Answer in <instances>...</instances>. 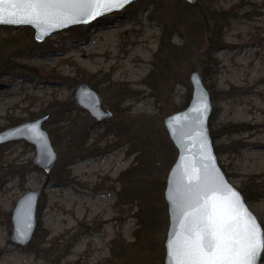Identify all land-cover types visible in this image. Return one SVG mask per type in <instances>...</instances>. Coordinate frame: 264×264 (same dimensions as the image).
<instances>
[{"label": "rangeland", "instance_id": "374dc122", "mask_svg": "<svg viewBox=\"0 0 264 264\" xmlns=\"http://www.w3.org/2000/svg\"><path fill=\"white\" fill-rule=\"evenodd\" d=\"M207 4L211 11L232 12L218 35L221 46H211L214 20H209L201 41L194 38L190 46V37L177 22L179 29L172 40L186 51L177 61V55L171 58L172 78L160 80L158 89L150 88L146 77L154 69L159 71L154 63L164 19L169 20L175 9L190 10L188 17L197 14L199 19L198 7ZM75 26L80 28L69 27L42 42L30 37L29 26H0V132L49 115L43 127L57 154L54 167L45 170L33 162V143L18 139L0 144V264H164L169 224L164 191L172 163L166 160L177 156L164 117L189 103L193 71L202 75L212 95L211 126L245 124L249 128L223 134L215 143L223 146L219 162L237 188L253 180L262 187L260 199L247 201L264 224V148L257 147L264 145V0H197L193 4L137 0L123 10ZM30 31L34 34L31 27ZM11 35L17 44L3 49V38ZM9 51L11 56L2 62ZM208 51L210 63L205 67ZM89 74H95L93 79L99 83L94 88L101 92L105 108L113 112L103 122L74 101L80 82L92 86ZM55 109L76 115L79 126L89 128V145L97 142L94 154L69 165L71 175L65 184L54 181L60 173L58 165L66 158L51 132L65 123L56 124L61 116L50 113ZM143 140L153 141V169L140 184L148 183L159 223L139 242L135 241L139 201L120 203L118 196L124 187L119 176L137 164ZM170 145L174 150L166 149ZM39 187L44 191L34 236L26 246L13 243L12 209L24 192ZM115 238L119 250L123 247L120 255L113 251ZM130 243L134 244L128 247Z\"/></svg>", "mask_w": 264, "mask_h": 264}, {"label": "water", "instance_id": "95a60500", "mask_svg": "<svg viewBox=\"0 0 264 264\" xmlns=\"http://www.w3.org/2000/svg\"><path fill=\"white\" fill-rule=\"evenodd\" d=\"M135 1L129 0L122 7L101 10L96 6L97 0H46L49 6L34 11L26 4L14 8L11 3L15 0H4L0 3V21L5 22H0V26H29L34 30L35 40L42 42L46 37L69 27L92 23L102 16L123 10ZM185 1L193 4L197 0ZM98 11L100 14L96 15ZM20 20L26 22L20 23ZM190 81L193 92L188 105L164 117V126L177 151L167 174L164 191L169 215L164 264H174L195 242L203 228L201 220L205 206L214 207L217 215L223 219L236 216V221L232 223L241 236L245 235L243 210L246 208L255 217L258 231L264 233L263 224L250 208L243 192L229 180L219 162L209 126L213 113L211 92L198 71L191 72ZM74 101L97 122L113 116V112L105 108L101 92L85 81L77 86ZM48 117L46 115L0 132V144L25 139L36 147L33 162L45 170L52 169L57 154L48 131L43 127ZM43 191L44 187L28 189L16 201L11 214V242L26 246L33 238L38 226L37 213ZM233 193L238 195L242 207H233ZM252 242L247 238L241 240L245 247ZM263 253L264 247L260 249L255 264H261Z\"/></svg>", "mask_w": 264, "mask_h": 264}, {"label": "trees", "instance_id": "16d2710c", "mask_svg": "<svg viewBox=\"0 0 264 264\" xmlns=\"http://www.w3.org/2000/svg\"><path fill=\"white\" fill-rule=\"evenodd\" d=\"M210 2H212V0H210ZM193 6L197 7V5H193ZM211 7H212L211 4H207L204 8L198 7L197 11L200 14L199 19H195V17H197V14L189 18L188 14L191 12L190 10L187 9L184 10L175 9L174 10L176 11L175 14L171 16L169 20L168 18L164 19L165 21L163 24L164 26L162 30L161 42L158 51L155 54L156 61L154 63V68L158 67L159 71L154 69L146 77L145 83H148L150 88L158 89L160 80L162 79L169 80L170 78H172L171 74L173 70L171 67V62L173 61V59L171 58L176 55L177 58L179 55H181L183 52L185 53L186 51V49L182 45H178L174 43L172 40L175 34V29H179V26H176L177 22L180 25L182 24L184 26L183 27L184 32L188 35V37H190V44L187 45L190 46L194 41V38L197 39L198 41V39H200L203 36L205 27L209 28L208 25L209 20L210 21L214 20V25L212 27L213 36L210 37L211 46L212 48L221 46L222 43L218 41V35L222 27L224 28L226 25H228V19L229 16L232 15V12L231 10L211 11ZM76 28H80V26L72 27V29L74 30ZM28 31L30 32V37L34 39V34L30 31V27H28ZM77 31L78 30H76L75 33H79ZM3 39H4V43L1 44L3 49H7V47L9 46L10 48H12V46L17 44L16 38L12 35ZM186 54L184 55L187 56ZM10 56H11V52L9 51V54L3 58L2 62H7ZM210 56H211V51H208L206 53V58H204L205 67H207V65L210 63L209 60ZM178 58L176 59V61L178 60ZM160 72H163V75L158 74ZM204 74L207 75L206 72H204ZM166 76L167 78H165ZM94 77L95 74H89L87 78V80L92 84L93 87L98 86L99 83L98 81H95L93 79ZM58 108H61V106H59ZM179 109L182 108H178V110ZM48 113L49 112L47 111L44 114L46 115ZM50 113H52V115L55 118L61 116L59 119L56 120V124L65 122L64 124L57 125L56 126L57 130H53V131L51 130L54 141L58 145H61V147L63 148L62 150L63 156H66L65 160L63 159V161L60 162L58 168L56 169V171L60 173L58 176H54V181L65 184L68 183L69 177L71 175V172L68 169L69 165L74 163L77 159H81L83 157L94 154L96 151L94 150V146L97 145V142H94L89 145V133H90L89 128L87 126L80 127L79 123L77 122L78 118H75L76 115L71 114L69 110L63 109V112L59 113V111H56L55 109L53 112L51 111ZM209 126L217 155L223 153V146H221L220 144H216L215 143L216 139H218L223 134L236 133L239 131H245L249 129L246 128L247 126L245 124L221 125L219 128H214L211 126V121L209 123ZM143 141L146 142L140 147L141 149L140 154L137 155L135 158V160H137V164L130 166L125 171H123L119 176L120 177L119 181L123 182L122 184H124V187L119 192V196H118V202L120 201V203L125 202L129 204L135 201L136 202L139 201L138 203L140 204V208L136 212L139 221V228L136 230V235H135L136 237L135 241H139V242L141 240H144V238L141 237L142 234L146 235L147 233L154 231L159 223L158 220L159 210L156 209L153 197L148 193V183L144 186L143 183L142 185L140 184L141 178L153 169L152 151H151V147L154 145L151 144V142L153 141L152 140H143ZM169 148L174 150L172 145L166 147L167 150H169ZM166 161L169 163L172 162L170 164V167L174 162L173 159H171L169 156H167ZM241 191L243 192L246 200H258L262 197L261 195L263 192L262 187H260V185L256 183V181L254 180L252 181L251 184L247 186H243ZM118 241L119 240H117L116 238L112 241L113 251L116 255L118 254L120 255L123 249L122 247V249L119 250L121 245L119 246ZM117 244L118 247L116 249ZM133 244L134 243L128 244V247H131V245ZM152 245L153 242L150 240L149 246Z\"/></svg>", "mask_w": 264, "mask_h": 264}, {"label": "snow or ice", "instance_id": "6c2138e0", "mask_svg": "<svg viewBox=\"0 0 264 264\" xmlns=\"http://www.w3.org/2000/svg\"><path fill=\"white\" fill-rule=\"evenodd\" d=\"M3 2L4 0H0V3ZM128 2L129 0H97L96 6L101 10H110L111 7H122ZM25 4L34 11L49 6L46 0H15L11 6L15 8ZM99 14V11L96 12V15ZM232 195L235 198L233 207H242L238 195L235 193ZM243 211L245 235L241 236L232 223L236 221V216L223 219L217 215L214 207L205 206L201 233L196 236L195 242L189 246L184 256L175 260L174 264H255L260 249L264 247V233L258 231L259 225L256 224L255 217L246 208ZM245 238L254 242L245 247L241 243ZM173 254L175 255V248Z\"/></svg>", "mask_w": 264, "mask_h": 264}, {"label": "bare ground", "instance_id": "6f19581e", "mask_svg": "<svg viewBox=\"0 0 264 264\" xmlns=\"http://www.w3.org/2000/svg\"><path fill=\"white\" fill-rule=\"evenodd\" d=\"M258 148H264V145H258L257 146ZM262 151H260V150H255V153L256 154H259V153H261Z\"/></svg>", "mask_w": 264, "mask_h": 264}]
</instances>
